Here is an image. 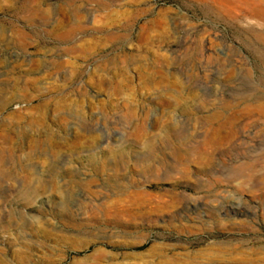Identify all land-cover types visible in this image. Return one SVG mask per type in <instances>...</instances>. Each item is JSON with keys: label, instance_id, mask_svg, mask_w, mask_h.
<instances>
[{"label": "rangeland", "instance_id": "obj_1", "mask_svg": "<svg viewBox=\"0 0 264 264\" xmlns=\"http://www.w3.org/2000/svg\"><path fill=\"white\" fill-rule=\"evenodd\" d=\"M251 1L0 0V264H264Z\"/></svg>", "mask_w": 264, "mask_h": 264}, {"label": "bare ground", "instance_id": "obj_2", "mask_svg": "<svg viewBox=\"0 0 264 264\" xmlns=\"http://www.w3.org/2000/svg\"><path fill=\"white\" fill-rule=\"evenodd\" d=\"M251 4L249 5V10L251 13L257 16H261L264 18V3L261 4L259 1L257 2L256 0L254 2H250Z\"/></svg>", "mask_w": 264, "mask_h": 264}]
</instances>
